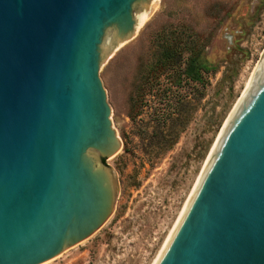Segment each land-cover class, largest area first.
<instances>
[{
    "label": "water",
    "instance_id": "water-1",
    "mask_svg": "<svg viewBox=\"0 0 264 264\" xmlns=\"http://www.w3.org/2000/svg\"><path fill=\"white\" fill-rule=\"evenodd\" d=\"M158 0H0V264H45L113 211L101 64ZM156 264H264V50Z\"/></svg>",
    "mask_w": 264,
    "mask_h": 264
},
{
    "label": "rangeland",
    "instance_id": "rangeland-1",
    "mask_svg": "<svg viewBox=\"0 0 264 264\" xmlns=\"http://www.w3.org/2000/svg\"><path fill=\"white\" fill-rule=\"evenodd\" d=\"M144 20L99 68L121 141L113 211L45 264H154L264 50V0H158ZM177 35L216 68L206 88L149 84L160 39Z\"/></svg>",
    "mask_w": 264,
    "mask_h": 264
},
{
    "label": "trees",
    "instance_id": "trees-1",
    "mask_svg": "<svg viewBox=\"0 0 264 264\" xmlns=\"http://www.w3.org/2000/svg\"><path fill=\"white\" fill-rule=\"evenodd\" d=\"M179 35L160 39L154 66L149 69V84L153 85V81L167 76L175 86L183 83L204 89L208 85L209 75L216 68L205 59L203 46L185 41Z\"/></svg>",
    "mask_w": 264,
    "mask_h": 264
},
{
    "label": "bare ground",
    "instance_id": "bare-ground-1",
    "mask_svg": "<svg viewBox=\"0 0 264 264\" xmlns=\"http://www.w3.org/2000/svg\"><path fill=\"white\" fill-rule=\"evenodd\" d=\"M144 21H145V20H144ZM141 23H142V22H141ZM141 23H140V24H141ZM140 24H139V25H140ZM253 73H254V72H253ZM252 76H253V74H252ZM252 76H251V79H252ZM251 79L249 80V82H248V84H247V87H246L244 93L242 94L241 98L238 100V102L241 101V99H242V97L244 96L246 90L248 89V87H249V85H250V82H251ZM203 171H204V170H203ZM202 173H203V172H202ZM201 175H202V174H201ZM200 178H201V176H200ZM200 178L198 179V181H197V183H196V185H195V187H194V189H193L191 195L189 196V199H188L187 203L185 204V206H184V208H183V210H182V212H181V214H180V216H179V218H178V220H177V222H176V224H175V226H174V228H173L171 234H170L169 237L167 238V241L165 242V244H164V246H163L161 252L159 253V256H158V258H157V260L155 261L154 264H156L157 261L159 260V258H160V256H161L162 252L164 251V249H165V247H166L168 241L170 240V237L172 236L174 230L176 229V227H177V225H178V223H179V221H180V219H181V217H182V215H183V213H184L186 207L188 206V204H189V202H190V200H191V198H192V196H193V194H194V191H195V189H196V187H197V184H198Z\"/></svg>",
    "mask_w": 264,
    "mask_h": 264
}]
</instances>
